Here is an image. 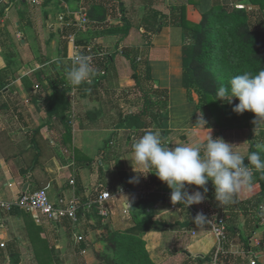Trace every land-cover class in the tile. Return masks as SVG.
Returning <instances> with one entry per match:
<instances>
[{"label": "crops", "instance_id": "0c3cea01", "mask_svg": "<svg viewBox=\"0 0 264 264\" xmlns=\"http://www.w3.org/2000/svg\"><path fill=\"white\" fill-rule=\"evenodd\" d=\"M116 2L119 16L141 12L145 47L128 40L135 30L128 21L120 25H129L128 36L103 35L105 26L116 18ZM7 5L0 13V200L10 203L24 193L45 189L54 202L60 197L78 200L81 211L74 222L52 221L37 211L0 209V264H41V260L68 264L72 256H94V248L100 245L97 241L116 231L125 232L145 217L165 226L160 232L152 230L144 236L156 264H215L217 244L210 224L220 215L226 218L228 235L226 254L220 256L219 264H264V172L253 168L252 187L242 189L235 202L225 206L216 201L211 181L206 185L207 199L188 208L172 202H142L153 193L171 194L155 174L140 175L138 183H129L138 175L134 170L142 171L134 169L130 161L132 145L152 125L148 119L145 129L132 131L123 122L144 107L141 99L131 98L137 89L143 92L136 87L123 48L138 49L147 61L158 88L153 91L157 100L165 103V96H169L168 133L161 134L165 143L174 147L204 141L206 130L196 125L198 119L194 118L197 102H190L183 88V38L179 25L182 18L198 23L199 15L195 14L196 22H192L187 6H172L171 0H63L41 5L14 0L10 7ZM100 6L109 13L104 22L89 16ZM81 9L90 18L91 35L79 45L96 46L95 41L99 44L95 52L102 53L96 54L92 64L102 69L93 78L99 83L91 89L68 88L60 83L65 80L68 84L66 70L76 53L71 36L79 34L76 21ZM118 36L124 39L119 42L122 68L119 59L117 62L113 55H106L102 45ZM130 42L134 45H128ZM56 57L59 62H54ZM127 72L132 73L134 89H122ZM64 91L60 111L53 116L48 98ZM203 118L212 137L236 146L234 150L245 164L252 149L257 151L255 145L264 144V127L254 134L251 112L236 115L231 124L222 121L219 114L209 113ZM186 187L189 191H203L194 185ZM123 188L131 192L118 194ZM107 191L113 198L98 202ZM127 198L132 209L125 208ZM197 213L204 214L205 224H195ZM56 222L63 224L68 234L72 229L81 232L72 241L54 225Z\"/></svg>", "mask_w": 264, "mask_h": 264}, {"label": "trees", "instance_id": "16d2710c", "mask_svg": "<svg viewBox=\"0 0 264 264\" xmlns=\"http://www.w3.org/2000/svg\"><path fill=\"white\" fill-rule=\"evenodd\" d=\"M13 1L2 3L0 13L7 4L10 7ZM252 4L261 6L260 12L264 11L263 1H252ZM252 13L246 6L243 8H239L237 5L226 6L215 0L212 9L202 14L198 23H191L186 18H182L180 23L178 22L183 38V88L187 91L190 102H195L193 93L198 95V112L194 117L196 120L201 114L203 117L209 113L212 116L219 114L222 121H229L228 124H231L238 115L232 111V108L239 101L234 99L229 104L226 101L218 100L215 95L216 90L221 83L227 85L230 78L235 75L245 72L258 74L261 69H264V13L258 23H255L254 13ZM108 14L105 7L100 6L96 8L94 14L89 16L92 20L104 22L107 20ZM129 32V25L116 26L105 29L103 35H123L125 37ZM86 40V38H79L77 43L81 44ZM124 51V55L132 66L136 87L145 95L158 90L152 78L151 68L139 50L128 48ZM98 83L97 79H93L91 84L80 86L91 89ZM66 86L73 87L69 83ZM65 93L66 91L48 98L47 106L51 115L59 113L62 106H60V102ZM168 100L169 96L166 95V108ZM149 105L144 106L139 112L129 115L123 121L127 129L134 131L146 128L145 124L149 119ZM253 151L256 150L252 149L251 152ZM261 157H264V152L261 153ZM262 183L264 186V179ZM142 202L147 204L171 202V199L170 196L153 193ZM164 227L151 217H145L129 230L110 233L106 238L97 241L100 245L94 248L95 256L99 259V264H156L147 249L144 236L152 230L160 232ZM47 256L51 257V254L49 253ZM39 259L41 260V258ZM40 263L54 264V261L41 260Z\"/></svg>", "mask_w": 264, "mask_h": 264}, {"label": "clouds", "instance_id": "9594fccd", "mask_svg": "<svg viewBox=\"0 0 264 264\" xmlns=\"http://www.w3.org/2000/svg\"><path fill=\"white\" fill-rule=\"evenodd\" d=\"M92 57L76 54L72 66L66 70V80L78 88L82 84H91L97 76L98 70L91 63ZM59 62V58H54ZM218 100L229 104L234 99L232 111L238 115L245 112L254 114L252 124L254 134L264 127V69L258 74L245 72L230 78L227 85L221 83L215 92ZM206 130V139L195 144H179L170 147L165 143L159 130L145 129L143 135L132 145L133 168L139 167L141 172L130 178L129 183H138L140 175L155 174V176L171 189L170 199L173 204H181L188 208L199 205L207 199L211 181L215 190V199L220 206L235 202V196L242 189H250L253 183V168L264 172V144H256L257 151L247 156L248 164L234 149L236 146L226 142L223 138H213L211 129L207 128V121L201 114L197 123ZM251 165V167L249 166ZM196 186L203 191H189L186 186ZM125 208H131L127 198ZM195 224L203 225L206 217L197 213Z\"/></svg>", "mask_w": 264, "mask_h": 264}, {"label": "rangeland", "instance_id": "374dc122", "mask_svg": "<svg viewBox=\"0 0 264 264\" xmlns=\"http://www.w3.org/2000/svg\"><path fill=\"white\" fill-rule=\"evenodd\" d=\"M220 1H221V5H226V6L227 5L228 6H232V5H235V4H238L237 6L239 8H242V7L246 6V8H248V10L250 12L254 13V14L253 13L252 14L255 17V23H258V21L262 17V14L264 13V11L263 12L259 11L261 6H258V5L254 6L252 4V1H263L264 2V0H220ZM145 2H147V1H145ZM171 3H172V6L173 5L176 6L178 4L186 5L187 9L189 10V12H192L191 16H193V20H192V22H193V21H195L197 19L198 15H199L198 16L199 18L196 21H200L201 13L207 12V11H209L211 9V7L213 5V0H173V1L171 0ZM192 5H193V7H192ZM114 10L116 11V18H114V19L112 18L109 21V23L107 24L108 26H105V29H109L110 27H114L115 28L116 26H120V25L126 24V22L128 21V22H130L132 29H135L134 32L131 34V36L133 34L135 36L133 35V38L129 37L128 40L131 39V41H133V42L135 41L134 44L138 45L139 47H143V46L145 47V45H146V37H145L144 34H142L143 33L142 24H140V22H139V18L141 16V12L140 13L137 12L136 14L133 13L131 16H119L121 13H120L118 2H116ZM177 13L178 12H175V15H177ZM195 14L197 16H195ZM188 15H189V13H188ZM191 16H188V18L191 19ZM173 18H176V17L174 16ZM90 26L91 25L88 26L86 31H83L82 33H79L78 37L84 38L87 35H91L90 34L91 33ZM75 29H76L75 30V32H76L77 28H75ZM104 30H102V31L104 32ZM121 40H124V39H121V37L118 36L117 38H115L112 41L107 39L105 41V43L102 44L103 47H104V52H105L106 55H109V54L113 55L117 62H118V59H119L120 68H122V64L120 62V59L123 56V55H121V50L122 49L120 48L121 46L119 45V42ZM133 42L128 43V45L133 44ZM93 43H95V45L97 47L99 46V44H97V42L93 41ZM124 45H127V43L124 44ZM123 47H126V46H122V48ZM125 49L126 48H123V50H125ZM15 55H16V53H15ZM69 66L70 65H67V64L64 65V67H69ZM71 66H72V63H71ZM94 68L97 69L98 71H100L102 69V67L99 64H95ZM124 75L126 76V79H125V82L122 83V87H124L122 89H134L133 84H135V82L132 79V76H131L132 73L129 74L127 72ZM60 83H61V85H68L67 83H65V80L60 81ZM137 90H136V92H134V95L131 98L132 99H136V98L141 99L143 106H146V105L150 104L149 105L148 118L150 119L149 125H152L153 131L159 130V132L161 134H167L168 133V119H169L168 109L169 108L168 107L166 108L164 102L160 103L157 100V97L155 96L154 92H151V94H148V95H143V93L138 92ZM194 94L195 93H193L194 100H195V102H197L198 96L196 94H195L196 96H194ZM177 98H178V96H177ZM154 123H156V124H154ZM50 199L52 200V198H50ZM54 225H57L58 228L60 227L59 230L63 234H68V233H66V231L63 230V228H62L63 224H60L59 222H56V223H54ZM80 232L81 231H77L76 229H72L71 232L68 234V238L70 240L74 241L73 238L75 236H77V234L80 233ZM245 235H246V232L243 233V237H245ZM68 259H69L68 264H72V263H74V264H76V263H78V264H99V259L96 258L95 253H94V256L91 255V254H88L86 256H83L82 258L77 257V256H72V257H69Z\"/></svg>", "mask_w": 264, "mask_h": 264}, {"label": "built area", "instance_id": "2783aa9c", "mask_svg": "<svg viewBox=\"0 0 264 264\" xmlns=\"http://www.w3.org/2000/svg\"><path fill=\"white\" fill-rule=\"evenodd\" d=\"M12 0H0V5L5 2H10ZM32 5H41L47 1L62 2L63 0H21ZM89 25V17L85 10L81 9L79 12V18L76 21V27L78 28V33L84 31ZM77 34L71 36V43L74 46L76 54H84L92 57L91 63L93 64L94 58L97 55H101L100 52L96 51L94 45H88L87 47L80 46L77 43ZM74 55V56H75ZM73 56V58H74ZM72 58V60H73ZM106 73L103 72V75ZM74 181L71 182V185H74ZM130 188L121 189L118 194L130 193ZM112 194L107 191L103 192L98 199V202L102 203L112 199ZM92 206H90L91 208ZM13 208H20L26 211H37L45 215L48 219L55 221L61 219H69L74 222L78 221V214L81 209V204L76 199H67L60 197L57 201H52L48 192L45 189L38 190L33 193H24L19 199L13 202H5L0 200V209L7 211L12 210ZM175 209V206L172 207ZM211 230L216 238L217 244V253L215 258V264H219L220 256L226 254L225 244L227 240V224L226 218L224 215H220L214 218L210 224ZM81 240V238H80ZM252 264H256L252 262Z\"/></svg>", "mask_w": 264, "mask_h": 264}]
</instances>
